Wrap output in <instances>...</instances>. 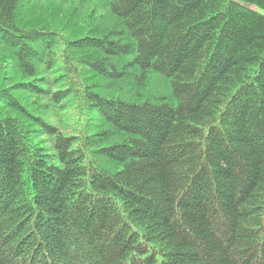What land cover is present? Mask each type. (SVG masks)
Returning <instances> with one entry per match:
<instances>
[{
  "label": "trees",
  "instance_id": "16d2710c",
  "mask_svg": "<svg viewBox=\"0 0 264 264\" xmlns=\"http://www.w3.org/2000/svg\"><path fill=\"white\" fill-rule=\"evenodd\" d=\"M23 2L0 0V264H264V0H67L75 35Z\"/></svg>",
  "mask_w": 264,
  "mask_h": 264
},
{
  "label": "rangeland",
  "instance_id": "374dc122",
  "mask_svg": "<svg viewBox=\"0 0 264 264\" xmlns=\"http://www.w3.org/2000/svg\"><path fill=\"white\" fill-rule=\"evenodd\" d=\"M49 5L53 7V9L59 8V10H61L55 13L50 12L51 18L49 19V22L53 23L54 26L64 28L68 22L67 24L68 28H66V32L67 34H70V35H75V33H78L81 30L78 24L80 18L78 19V17L72 16V15L71 17H69V15L72 14L73 9L71 8L67 0H24L21 6V12L24 14V17H23L24 23L26 24L31 23L28 20V17H29L30 19H32L33 22H37L36 23L37 25L45 24L43 20L46 17V15H48L47 6ZM259 11L262 14H264V10L259 9ZM0 50H1L0 52L4 54L8 52L4 48H1Z\"/></svg>",
  "mask_w": 264,
  "mask_h": 264
}]
</instances>
